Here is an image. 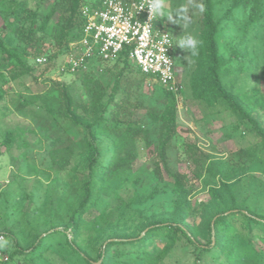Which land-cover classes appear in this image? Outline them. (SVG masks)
<instances>
[{
    "label": "trees",
    "instance_id": "trees-1",
    "mask_svg": "<svg viewBox=\"0 0 264 264\" xmlns=\"http://www.w3.org/2000/svg\"><path fill=\"white\" fill-rule=\"evenodd\" d=\"M82 1L53 0L50 9L41 14L29 8L26 0H0V54L9 62L8 75L3 76L0 72L1 86L25 76L33 77L34 67L28 59L41 66L35 63V59L46 56V69H50L67 54L69 43L80 38L83 28ZM194 1L196 4L192 7L199 13L198 38L203 43L192 69L186 70L184 90L189 92L191 101L203 107H223L235 118L236 128L244 127L246 132H253L259 146L247 151V170L235 171L222 159L195 155L196 148L187 145L188 159L199 171L194 176L200 178V173L204 175L208 201L194 207L189 199L187 176L171 172L168 174L171 179V209L151 217L134 211L139 214L135 221L132 206L142 203L147 197H136L126 202L121 188L131 180L134 164L144 149L152 150L156 156L151 167L158 181L161 180L162 170L167 167L168 151L178 133L177 100L150 76L142 74L126 53L113 63H93L89 71L74 75L85 88H90V83L100 74L110 73L113 83L106 101L95 88H90L91 103H85L75 98L69 87L55 83L59 90L56 113L62 121L84 132L82 142L77 144L62 128L47 153L51 166L57 171L66 169L75 155L77 169L86 170V175L79 181L75 203L69 208V219L61 232H69L66 246L83 264H163L181 241L192 248V264H264V250L259 252L255 246L257 239L264 249V214L251 209L237 194L242 177L249 168L256 166L257 172L264 177V127L261 122L264 98L254 97L255 91L235 90V79H230L236 65L246 57L242 47L249 29L264 22V0ZM200 4L205 7L203 13L199 10ZM237 13L247 17L242 24L241 37L230 39L221 51L219 35L225 29L239 26ZM163 22L170 33L178 32L176 25L169 22L168 26V21L161 18L160 23ZM7 33L16 39L15 46L4 42ZM47 36L51 37L52 43H47ZM99 67L103 70L101 73L96 72ZM254 79L256 82L264 81V66L254 74ZM146 82L154 85L152 104L145 107L146 112L141 119L134 120L132 113L142 108V103L131 105L130 93ZM120 85L126 92L122 98H117ZM2 97L0 91V99ZM21 107L22 104H18L16 110ZM47 110L54 113L51 108ZM102 137L111 146L106 163H100L98 158L97 141ZM16 141L15 133L7 130L2 134L0 146L8 151ZM89 211L96 214L87 221L84 216ZM195 217H199L198 223L194 221ZM36 229L32 225L18 232L6 226L0 228V233L9 241L4 247L8 262L15 256L32 261L48 251L47 247L41 249L42 241L50 231L55 234L58 230L51 228L43 236ZM156 237L159 240L154 246L152 239ZM151 244L153 247L149 246ZM10 245L13 247L11 252L8 249ZM128 248L141 251L132 261H120Z\"/></svg>",
    "mask_w": 264,
    "mask_h": 264
},
{
    "label": "rangeland",
    "instance_id": "rangeland-1",
    "mask_svg": "<svg viewBox=\"0 0 264 264\" xmlns=\"http://www.w3.org/2000/svg\"><path fill=\"white\" fill-rule=\"evenodd\" d=\"M52 1L26 0V3L32 10L45 14ZM195 4L194 0H166L165 8L167 10L184 7L187 10L185 15L190 30L198 37L199 13L193 8ZM246 18V15L237 13L239 26L225 29L219 35L221 51L230 39L241 37L242 24ZM167 25L169 26V21ZM176 26L178 32L171 33L173 38L183 31V24ZM3 40L11 47L16 44V39L11 33H7ZM46 41L52 43L51 37L47 36ZM242 49L246 57L236 65L230 79H235V90L248 93L255 91L254 97L264 98V81L256 82L254 79V74L264 66V22L249 29ZM186 55L187 53L174 46V62L183 86L186 70L190 71L193 67V64L187 65L184 59ZM62 62L63 57H60L54 67L46 69V65L36 66L33 59H28V63L34 67L33 77L25 76L19 81L0 85V91L3 93L0 99V139L5 131L11 130L17 140L8 151L0 146V228L6 226L18 232L25 231L28 225H32L37 228V233L43 236L51 228L58 230L55 234H52V230L49 236L47 234L44 237L41 249H49L42 253L41 257L28 261L29 258L15 256L6 264H83L66 246V238H70L69 232H61L69 219V208L75 203L79 193V181L86 175V170L77 169L78 159L74 154L72 163L66 169L57 171L51 166L47 153L62 128L69 139L77 144L82 142L84 132L62 121L56 113L59 90L56 89L55 83L66 85L75 98L91 103L89 89L95 88L99 95H102L103 101H106L111 93L113 78L110 73L104 72L90 83V88H85L74 76L58 73L57 66ZM8 67L9 62L0 54L1 75H8ZM153 91L154 85L148 82L138 90H131V105L142 103V108L132 113L134 120L141 119L146 112L145 107L152 104ZM124 92V86L120 85L116 97L122 98ZM18 104H22L20 110H16ZM48 108L54 113H50ZM261 122L264 127V116ZM234 123L235 118L223 107H203L191 101L189 92L185 89L181 101L178 102V133L168 151L167 167L162 170L161 180L158 181L151 167L156 156L152 154V150L144 149L134 164L131 180L121 188L126 202L136 197H147L142 203L133 204L131 213L136 218L135 221L139 219V214L151 217L171 209V179L168 175L171 172H180L187 176L189 199L194 207L208 201L207 188L203 184L204 175L200 173V178L194 176L199 171L188 159L187 145L196 148L194 152L197 156L206 155L210 159H222L235 171L247 170V151L259 146V141L253 132H246L244 127L236 128ZM97 147L99 162L106 163L111 154L109 141L102 137L97 141ZM154 192L156 194L150 197ZM237 194L251 209L264 214V177L257 172L256 166L249 168L247 174L242 177ZM95 214L94 211H89L84 218L89 221ZM194 221L198 223L199 217H195ZM158 240L157 237L152 239L154 246ZM255 246L259 252H263V245L257 239ZM8 249L11 252L12 245ZM140 251L138 248H128L120 257V261H132ZM192 261V248L181 241L176 244L163 264H192Z\"/></svg>",
    "mask_w": 264,
    "mask_h": 264
},
{
    "label": "built area",
    "instance_id": "built-area-1",
    "mask_svg": "<svg viewBox=\"0 0 264 264\" xmlns=\"http://www.w3.org/2000/svg\"><path fill=\"white\" fill-rule=\"evenodd\" d=\"M146 3L147 0H83L80 14L84 24L80 38L69 43L68 52L57 68L58 73L74 76L89 71L93 63L110 64L126 53L142 74L150 76L153 82L172 93L177 102L181 101L184 86L177 75L174 46L165 52L170 61L158 58L160 48L168 47L161 44L162 36L169 35L170 38L171 33L165 22L160 23L161 18L149 20V10L146 7L141 9ZM35 63L44 66L47 57L39 56ZM102 71L99 67L96 72ZM0 238L6 239L2 233ZM8 260L4 247H0V263Z\"/></svg>",
    "mask_w": 264,
    "mask_h": 264
},
{
    "label": "clouds",
    "instance_id": "clouds-1",
    "mask_svg": "<svg viewBox=\"0 0 264 264\" xmlns=\"http://www.w3.org/2000/svg\"><path fill=\"white\" fill-rule=\"evenodd\" d=\"M166 0H147L146 6H141V9L147 8L149 10V20H157L160 18H164L169 21L173 25L183 24V31L181 30L180 34L175 38H172L170 34L164 35V39L161 41V44H167L168 47L160 48L159 59L161 61H170L166 55V50L171 46H176L179 49L183 50L187 55L184 59L187 62V65L194 64L196 59L200 55V48L202 46V41L190 30V25L187 22L188 18L185 15L186 9L184 7L176 8V9H167L165 8ZM201 13L205 11V7L203 4L198 5ZM148 30H151L147 25H145ZM147 35V33H146ZM9 241L3 238H0V247H6Z\"/></svg>",
    "mask_w": 264,
    "mask_h": 264
},
{
    "label": "crops",
    "instance_id": "crops-1",
    "mask_svg": "<svg viewBox=\"0 0 264 264\" xmlns=\"http://www.w3.org/2000/svg\"><path fill=\"white\" fill-rule=\"evenodd\" d=\"M1 26V25H0Z\"/></svg>",
    "mask_w": 264,
    "mask_h": 264
}]
</instances>
